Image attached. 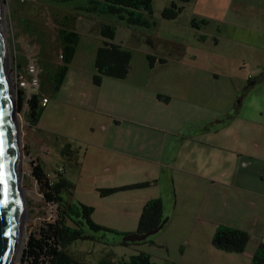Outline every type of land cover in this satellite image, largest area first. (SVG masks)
<instances>
[{
	"label": "rangeland",
	"instance_id": "1",
	"mask_svg": "<svg viewBox=\"0 0 264 264\" xmlns=\"http://www.w3.org/2000/svg\"><path fill=\"white\" fill-rule=\"evenodd\" d=\"M87 1L0 0L14 102L18 88L15 73L25 71L28 64L37 66L39 82L37 88H23L26 96L38 92L47 98L35 126L24 117L26 103L21 110L15 106L25 203L19 248L11 264L20 261L29 232L56 216L55 204L44 201L31 173L37 158L52 176L60 172L71 183L63 193L65 199L93 206V221L112 229L93 232L94 239H77L68 246L84 264L105 259L117 264L139 252L159 264H253L245 252L221 249L212 240L224 226L264 236V126L248 125L238 117L224 132L212 131L206 136L215 144L229 145L228 138L234 136L236 140L239 131L235 145L243 153L239 156L241 165L250 156L262 158L261 163L240 168L250 171L257 167L256 176L236 182L220 194L216 189L210 194L202 188L192 190L189 179L181 175L179 181L176 176L179 184L175 196L170 177L158 183L161 163L148 156L155 153L154 149H142L141 144L151 141L144 131V140L126 143L115 131L103 130L102 122L108 120L106 112L116 110L124 124H129L126 120L133 116L123 111L129 113L136 107L138 124L167 131L149 130V135L161 140L171 137L169 129L176 132L187 123L176 114L188 107L200 112L224 107L221 86L230 79L223 76L224 72L256 77L262 71L264 0H152V23L148 26L127 25L117 15H90L76 9ZM173 2L181 10L174 18L164 17L163 10ZM58 6L63 10L58 12ZM101 22L115 28L113 42L131 51L125 79L101 75L99 83L93 80ZM59 24L75 27L80 41L55 90L52 75L60 63ZM148 55L164 57L166 62L154 68ZM17 62L20 68L15 67ZM157 63L162 65L159 60ZM214 70L223 85L214 78ZM190 72L193 76H188ZM132 84L140 85V89L136 92ZM136 93L138 99H134ZM158 93L171 96V102L168 104L166 97L161 100ZM217 121L215 125L221 126ZM141 182L148 184L100 193L103 188ZM157 197L164 202V227L143 240L122 244V236L135 229L142 205ZM252 246L248 244L246 250L255 252Z\"/></svg>",
	"mask_w": 264,
	"mask_h": 264
},
{
	"label": "trees",
	"instance_id": "2",
	"mask_svg": "<svg viewBox=\"0 0 264 264\" xmlns=\"http://www.w3.org/2000/svg\"><path fill=\"white\" fill-rule=\"evenodd\" d=\"M57 2L66 0H56ZM185 2L190 0H183ZM101 4V7L98 6ZM77 10L86 14H112L117 15L127 25L148 26L152 23V0H88L87 4L76 7ZM180 7L175 2L163 10V16L174 18ZM79 14V13H78ZM76 19V17H74ZM101 45L95 51L94 67L96 74L93 75L95 83H99L101 75L123 79L128 74L131 51L113 42L115 28L105 22L99 23ZM80 33L65 28L59 24L60 63L53 71L54 89L58 90L67 71V64L74 56ZM151 59L149 65L154 66L156 57L147 56ZM160 63L166 62L165 58L158 59ZM16 68L21 64L16 63ZM264 77V69L259 77ZM42 96L33 92L26 96L24 89L16 88L15 106L22 109L26 103L24 117L27 122L35 126L39 120L43 107ZM46 98V97H45ZM47 100V98H46ZM31 173L34 176L38 189L42 193L45 202L55 204L56 216L51 221H43L26 237L23 253L17 264H84L68 251V246L77 239H94L93 232L109 231L112 229L96 223L92 219L93 206L78 203L74 204L63 197V193L71 187V183L60 175L52 176L48 173L42 162L37 158L33 161ZM147 182L127 184L119 187L103 188L101 195H106L125 188H135L147 185ZM164 204L159 198L147 200L142 208L136 224V232L144 233L158 227L164 220ZM114 232V231H113ZM123 235V234H122ZM126 235V234H124ZM252 239V234L244 229L228 226L221 227L213 237V243L224 250L244 252ZM122 244L127 241H120ZM253 264H264V242H261L252 255ZM96 264H113L110 260H101ZM117 264H159L154 262L147 253L139 252L127 260H120Z\"/></svg>",
	"mask_w": 264,
	"mask_h": 264
},
{
	"label": "crops",
	"instance_id": "3",
	"mask_svg": "<svg viewBox=\"0 0 264 264\" xmlns=\"http://www.w3.org/2000/svg\"><path fill=\"white\" fill-rule=\"evenodd\" d=\"M61 10H63V8L58 6L57 11L59 12ZM62 16L63 15H61V17ZM98 44L99 45L96 49L101 45V39ZM157 62L158 59L156 58L154 68L164 65V63L161 65ZM263 69L264 65H262V71ZM212 74L214 75V78L218 79L219 84L223 85L224 81L217 71L214 70ZM259 75L256 77L251 75L252 77L249 78L250 74L243 76L241 73L235 74L224 72L223 76L230 78L224 86H221L224 89L221 98L226 99L223 103L225 106L222 108L213 107L207 112H204V110H202V112L198 110L195 111L188 107L187 110L176 114L181 115L182 119L188 120L187 123L179 126L176 132H172V130L169 129L171 132V137L169 138H161L160 140L152 134L149 135V130L166 133L167 131H164L162 127L161 130H158L138 124V119L134 117V115L138 114L137 110H135L136 107L129 111V113L123 111L124 114L133 116L131 119L126 120L129 124H124L125 121L123 122L119 117L120 115L118 114V111L114 110L106 112L108 120L105 123L102 122L104 124L102 129L115 131L117 136L126 143L132 140H134L135 143H137L139 139L144 140V134L142 132L144 131L151 141H149L148 144H141L143 145L142 149H154L155 153L148 156L161 163V176L157 179L158 183L170 177L175 196L178 194L177 190L181 175L184 179H189L192 190H199L202 188L207 190V193L210 194L212 189H216L220 194L222 190L234 187L233 185H235L236 182L241 183L244 181L243 179L247 180L251 178L252 175L256 176L259 172L257 167L250 171L241 169L240 167L247 164L253 166L255 163H261L262 158L250 156V158L247 159L248 161L241 165L239 162V156H242L243 153L240 151L241 149L237 148L235 145L236 140L238 141L239 138V131H237L236 140L234 136L233 138L232 136L228 138L229 145L226 143L215 144L210 142L206 136L212 131L224 132L226 129L225 127L234 125L235 119L238 117L244 120L248 125L253 124L264 126V77H259ZM188 76H193L192 72H190ZM244 81L247 82L246 85H244ZM132 85L133 90H136V92L138 91L137 89H140V85ZM214 93L215 96H217L219 92L216 89ZM158 95L161 97V100L166 97L168 104L172 100L171 96L162 93H158ZM134 99H138V93L134 95ZM160 101L158 102V105L160 104ZM189 117H191L190 120ZM217 120L225 121L222 123ZM216 121L222 125L216 126ZM124 126H129V128H125ZM126 136H128L127 141ZM176 176L179 177V181L176 180ZM262 178L264 180V175ZM202 185L205 187H202ZM157 198L161 199L163 202L162 198ZM252 230L254 231V229ZM134 232H136V227L129 234ZM254 241H256L255 244ZM261 242H264L263 235L259 233L252 234V239L250 241L251 245H253L252 248L257 249ZM244 252L246 255L252 257L254 251L245 250Z\"/></svg>",
	"mask_w": 264,
	"mask_h": 264
},
{
	"label": "water",
	"instance_id": "4",
	"mask_svg": "<svg viewBox=\"0 0 264 264\" xmlns=\"http://www.w3.org/2000/svg\"><path fill=\"white\" fill-rule=\"evenodd\" d=\"M6 37L0 14V264H11L21 235L22 209L25 203L21 167L15 136L16 108L12 85L8 82ZM167 218L153 230L123 235V241H139L161 230Z\"/></svg>",
	"mask_w": 264,
	"mask_h": 264
},
{
	"label": "built area",
	"instance_id": "5",
	"mask_svg": "<svg viewBox=\"0 0 264 264\" xmlns=\"http://www.w3.org/2000/svg\"><path fill=\"white\" fill-rule=\"evenodd\" d=\"M15 81L19 88H37L39 82V72L35 64H28L23 72L15 73ZM252 76L250 75L249 78ZM46 98H42V104L46 103Z\"/></svg>",
	"mask_w": 264,
	"mask_h": 264
},
{
	"label": "bare ground",
	"instance_id": "6",
	"mask_svg": "<svg viewBox=\"0 0 264 264\" xmlns=\"http://www.w3.org/2000/svg\"><path fill=\"white\" fill-rule=\"evenodd\" d=\"M8 82H9V85H10V80H9V71H8ZM16 126H15V136H16ZM17 150H18V147H17ZM17 155H18V162H19V165H20V163H21V158H20V154H19V150L17 151ZM24 208V207H23ZM22 217H23V209H22ZM21 236V235H20ZM19 240H20V237H19ZM19 240H18V243H17V245H16V247H15V250H14V253H13V256H12V261H14L15 260V256H16V254H17V251H18V248H19Z\"/></svg>",
	"mask_w": 264,
	"mask_h": 264
}]
</instances>
